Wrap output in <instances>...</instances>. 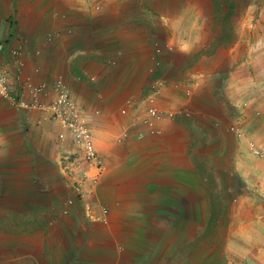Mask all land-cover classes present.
<instances>
[{
  "label": "crops",
  "instance_id": "obj_1",
  "mask_svg": "<svg viewBox=\"0 0 264 264\" xmlns=\"http://www.w3.org/2000/svg\"><path fill=\"white\" fill-rule=\"evenodd\" d=\"M241 4L0 0L15 93L46 83L48 104L62 79L104 164L80 198L71 136L0 97V264H264V160L249 149L264 140V22ZM155 83L176 114L152 134Z\"/></svg>",
  "mask_w": 264,
  "mask_h": 264
},
{
  "label": "built area",
  "instance_id": "obj_2",
  "mask_svg": "<svg viewBox=\"0 0 264 264\" xmlns=\"http://www.w3.org/2000/svg\"><path fill=\"white\" fill-rule=\"evenodd\" d=\"M13 55L20 54L19 50H13ZM15 80L13 81L8 70L0 69V97L9 99L22 109H46L49 111V120L57 123L62 131L59 133L61 139L67 135L71 136L73 143L78 147L79 156L70 160L67 168L73 170L71 175L76 194L82 198L84 196V186L88 183L95 185L100 182L104 173V164L100 157L93 138V131L88 125L84 116V110L73 99L71 91L62 79L56 80L52 87L56 93L50 103L42 101V96L47 91L46 83L34 84L30 81L25 82L24 88L30 93V99L22 94L15 93ZM161 91L157 83L152 85L149 95V106L143 116V122L149 127L150 133L156 134L160 131L156 124L167 118H174L175 112L159 107L155 102V95ZM126 113V109H122ZM230 130L238 136H243L244 131L240 127L230 126ZM128 137L125 131L119 140ZM250 151L264 160V140H251L249 142ZM69 204L73 199H69Z\"/></svg>",
  "mask_w": 264,
  "mask_h": 264
},
{
  "label": "rangeland",
  "instance_id": "obj_3",
  "mask_svg": "<svg viewBox=\"0 0 264 264\" xmlns=\"http://www.w3.org/2000/svg\"><path fill=\"white\" fill-rule=\"evenodd\" d=\"M253 1V10L251 12V15H252V19L254 22H257V21H261V22H264V0H252ZM248 2H250V0H248ZM245 0H242V8L240 7L241 11L244 10V7H245ZM240 13V11H239ZM244 14V13H243ZM259 30V28H257ZM256 36L259 38H262L261 36L264 37V29H261L259 30V34L257 32H255ZM264 44V42L258 44L259 45V51H260V54H258V60L257 62H262V59L264 60V58H261V53H262V48H263V57H264V46L262 45ZM264 62V61H263Z\"/></svg>",
  "mask_w": 264,
  "mask_h": 264
},
{
  "label": "trees",
  "instance_id": "obj_4",
  "mask_svg": "<svg viewBox=\"0 0 264 264\" xmlns=\"http://www.w3.org/2000/svg\"><path fill=\"white\" fill-rule=\"evenodd\" d=\"M232 7H233V5H232Z\"/></svg>",
  "mask_w": 264,
  "mask_h": 264
}]
</instances>
